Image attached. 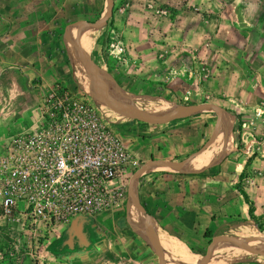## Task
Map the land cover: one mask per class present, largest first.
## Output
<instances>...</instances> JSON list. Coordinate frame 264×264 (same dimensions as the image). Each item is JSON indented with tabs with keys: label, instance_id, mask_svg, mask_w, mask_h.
<instances>
[{
	"label": "rangeland",
	"instance_id": "obj_1",
	"mask_svg": "<svg viewBox=\"0 0 264 264\" xmlns=\"http://www.w3.org/2000/svg\"><path fill=\"white\" fill-rule=\"evenodd\" d=\"M105 6L106 0L62 2L63 13L56 23L57 29L50 31L55 36L59 51L57 59L60 60L50 68L55 77L53 87L62 86L81 95L94 104L104 121L113 126L119 121L134 124L137 130H147L139 133L142 137L150 132L167 133L174 129L173 126L185 125L190 132L179 145L189 146L191 153L209 138L215 122L218 134L226 132L228 146L232 140L230 126L235 129L233 140L237 149H242L248 141L253 146L254 142H264V0H113L112 13L106 24L89 30L90 45L86 52L105 72L115 98L130 95L167 101L177 107L212 103L221 109L224 117L219 123L214 111L203 110L158 127H146L117 116L102 106L86 87L81 64L74 56L68 38L78 21L98 20ZM125 108L147 112L140 106ZM257 109L262 112L256 113ZM35 110L26 109L13 122L1 123V132L5 130L6 134H12L27 128ZM231 146L227 147L228 151L232 150ZM179 156L174 160L185 157ZM131 157L136 164L118 175L114 182L119 189L118 204L121 207L127 200L126 189L131 175L149 160L142 162L137 156ZM250 159L248 157V161ZM96 216L106 218L108 213ZM127 217L130 225L134 220L137 228L145 230L132 210H128ZM94 218L76 219L64 228L59 238H52L32 251L31 257L9 256L11 243L0 239V264H117V259L115 262H92L75 255L87 242L95 241ZM239 224L229 225L224 235L229 236L230 230ZM2 228L6 226L0 219ZM138 234L146 238L144 234ZM261 237L264 238V232ZM160 244L166 252L175 255L174 245L169 247L161 240ZM234 248L225 246L222 257ZM214 256L215 251L210 258L213 264ZM242 256H245L242 260L264 262V259L243 253L230 264L240 263L238 260ZM195 257L194 262H197L198 256ZM183 258L186 260L188 254L184 253ZM165 261L174 264L171 259ZM154 262L155 258L150 264Z\"/></svg>",
	"mask_w": 264,
	"mask_h": 264
},
{
	"label": "crops",
	"instance_id": "obj_2",
	"mask_svg": "<svg viewBox=\"0 0 264 264\" xmlns=\"http://www.w3.org/2000/svg\"><path fill=\"white\" fill-rule=\"evenodd\" d=\"M63 1L0 0V124L7 120L13 122L26 109L36 108L44 93L53 88L55 77L50 68L60 60L57 59L59 51L55 36L50 31L57 29ZM114 123L127 151L142 162L147 159L175 161L179 155L186 157L191 153L189 146L179 145L190 132L185 125L173 126L174 129L167 133L150 132L142 137L147 130H137L136 125L127 122ZM8 135L5 130L4 133L0 130V140ZM230 135L232 150L226 148L227 151L214 164L196 172L186 170V166L179 171L148 169L135 185L139 205L153 224L159 243L158 233L161 232L180 243L193 256L192 261L198 256L197 264L211 237L224 235L229 225L251 222L258 230L248 217L249 206L257 225L264 228V142H254L253 146L248 141L242 149H237L232 126ZM248 157H251L250 161ZM128 210L125 204L121 207L117 203L107 211L106 218L94 216L95 241L87 242L75 255L92 262H115L117 259V264H150L155 258L156 264L157 254L149 236L143 238L132 229ZM4 225L6 228L0 229L3 241L6 239L4 231L17 229ZM64 228L66 226L59 228L50 239L59 238ZM205 230L211 232L209 239L203 237ZM242 230L235 229L232 233ZM249 233L237 237L253 238ZM167 244L169 247L173 245ZM161 249L162 264L165 254L174 258L162 246ZM224 250L225 247L221 258ZM244 257L237 264H264L257 260H242ZM214 259L216 264V250ZM209 262L213 264L211 260Z\"/></svg>",
	"mask_w": 264,
	"mask_h": 264
},
{
	"label": "built area",
	"instance_id": "obj_3",
	"mask_svg": "<svg viewBox=\"0 0 264 264\" xmlns=\"http://www.w3.org/2000/svg\"><path fill=\"white\" fill-rule=\"evenodd\" d=\"M135 164L94 104L48 89L31 124L0 140V219L17 228L4 231L8 255L31 257L59 228L110 211L117 176Z\"/></svg>",
	"mask_w": 264,
	"mask_h": 264
},
{
	"label": "water",
	"instance_id": "obj_4",
	"mask_svg": "<svg viewBox=\"0 0 264 264\" xmlns=\"http://www.w3.org/2000/svg\"><path fill=\"white\" fill-rule=\"evenodd\" d=\"M112 6H113V0H106V6H105V11L103 15L98 20L93 21V22L78 21L73 26L72 32L68 38L69 43L72 47L74 56L79 60L81 64L86 87L92 94L96 95L100 104L104 106L106 109H108L109 111H111L112 113L126 120L132 121L140 125L148 126V127L162 126L171 121L182 119L184 117H187L191 114H194L196 112H200L203 110L214 111L216 113V118L219 121V123L223 122L224 117L221 116V109L212 103H201V104L186 106V107L175 106L176 111L174 113L161 117V118H157V119H149V118L137 117L129 113L127 110L121 107L113 99V97L110 95L109 90H108L111 86L109 84V80L105 72L102 70V68L98 67V65L95 64L91 60L89 54L86 52V50L83 48L81 44V36L85 30L99 29L106 24V21L111 16ZM216 124L217 122H215L212 132L209 138L204 142V144L200 148H198L197 150H195L194 152L186 156L185 158L179 161H165V160H160V159H149L148 161L144 162L138 169H136L129 179L127 190H126L127 200L125 203V207L126 209L132 210L134 212V214L140 219L144 228L146 229L148 236L150 238L151 244L155 248V251L157 254L156 264H162V259H163L162 249H161V246H160V243H159V240H158L153 224L149 220L148 216L144 213L142 207L139 205V202L137 200L136 191H135L136 182L139 176L148 169H164V170H170V171H179L184 166H187L190 163H192L204 152L206 148H208L216 140L218 133H219L218 128L217 127L215 128ZM250 239L260 240L264 244V238L237 239L235 237L223 235V234L212 236L205 248L204 254L201 257L199 264L208 263L213 245L216 242H221V241L234 245L240 251L244 252L245 254L251 257L264 258V253H258L250 249L246 245V241H249Z\"/></svg>",
	"mask_w": 264,
	"mask_h": 264
},
{
	"label": "bare ground",
	"instance_id": "obj_5",
	"mask_svg": "<svg viewBox=\"0 0 264 264\" xmlns=\"http://www.w3.org/2000/svg\"><path fill=\"white\" fill-rule=\"evenodd\" d=\"M81 44L85 50H88L89 45H90V31L89 30H85L82 33ZM80 79L82 81L81 77H80ZM108 90H109L110 95L113 97V99L121 107H123L129 113H131L137 117L157 119V118H161V117L167 116L169 114H172L176 111V107L172 103H168L167 101L159 102L156 100L146 99V98H134L130 95H124V96H120V97L115 98L111 87ZM129 106H140V107L145 108L147 110V112H145V111H132L128 108H125V107H129ZM147 113H152V114H147ZM225 134H226V132L218 134L216 140L209 146L210 148L209 147H208L209 149L206 148L204 150V152L207 149L208 150L205 153H202L196 160H194L192 163H190L188 166H186L185 167L186 170L192 171V172L200 171V170L206 168L207 166H210V165L214 164L215 162H217L221 158V156L225 153L226 148L230 147V145H231V144H229V146H228V137H227V135L225 137ZM207 160H210V161H207ZM130 223L133 226L136 233H141V234H144L146 238L148 237L146 230L137 228L134 220H131ZM235 229H244L243 231H245V230L249 231L252 234L253 238H262L261 235L259 234V231L256 230L251 224H249L247 222H244L242 224L234 226L230 230L229 234L232 233V231ZM243 231H235L231 234V236L235 237L237 239H246L247 237L246 238L237 237V235H239L241 233H247V232H243ZM158 235H159V239L161 241L171 243L175 247V255L172 254L174 258L170 257L168 254H165L164 264H165V259H167V258L171 259L174 262V264H177V263L197 264L198 263L199 258H198L197 262L192 261L193 256L188 254L187 250L180 243H178L175 240L167 237L165 234H163L161 232H159ZM246 245L250 249H252L258 253H264V244L260 240H256V239L251 240L250 239L249 241H246ZM225 246H234V245L227 243V242H223V241L216 242L212 247L211 254H210V257H209L207 264H212L209 261H210L212 253L215 250H216V264H228V263L230 264L234 258H236L237 256L244 253V252L240 251L238 248H234L233 250H231L230 252H228L227 254H225L221 258L223 247H225ZM184 253L188 254V258L186 260H184V258H183ZM163 254H164V252H163Z\"/></svg>",
	"mask_w": 264,
	"mask_h": 264
},
{
	"label": "trees",
	"instance_id": "obj_6",
	"mask_svg": "<svg viewBox=\"0 0 264 264\" xmlns=\"http://www.w3.org/2000/svg\"><path fill=\"white\" fill-rule=\"evenodd\" d=\"M133 123V122H132ZM232 132L234 133L235 132V129L232 127ZM243 199L244 201H246V198L245 196H243ZM251 212H252V208L251 206L248 207V217L250 220H252L255 224V226L257 227V229L260 231V232H264V228H262L261 226L257 225V223L255 222L254 220V217L251 215ZM261 234V233H260ZM203 237L206 238V239H209L211 237V232L209 230H205L204 233H203ZM170 264V262H169Z\"/></svg>",
	"mask_w": 264,
	"mask_h": 264
}]
</instances>
